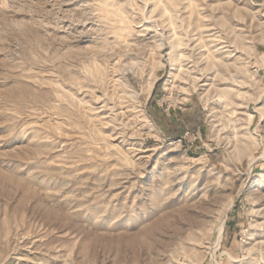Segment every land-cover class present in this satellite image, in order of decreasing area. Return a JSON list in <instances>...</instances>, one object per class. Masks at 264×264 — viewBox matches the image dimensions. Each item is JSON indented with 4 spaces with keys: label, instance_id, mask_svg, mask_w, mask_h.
<instances>
[{
    "label": "rangeland",
    "instance_id": "374dc122",
    "mask_svg": "<svg viewBox=\"0 0 264 264\" xmlns=\"http://www.w3.org/2000/svg\"><path fill=\"white\" fill-rule=\"evenodd\" d=\"M0 264H264V0H0Z\"/></svg>",
    "mask_w": 264,
    "mask_h": 264
}]
</instances>
